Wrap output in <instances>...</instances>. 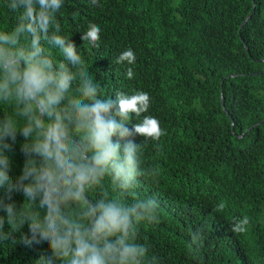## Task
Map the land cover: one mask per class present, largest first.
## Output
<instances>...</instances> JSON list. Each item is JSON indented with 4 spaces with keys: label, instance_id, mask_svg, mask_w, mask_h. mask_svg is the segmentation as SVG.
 Listing matches in <instances>:
<instances>
[{
    "label": "trees",
    "instance_id": "obj_1",
    "mask_svg": "<svg viewBox=\"0 0 264 264\" xmlns=\"http://www.w3.org/2000/svg\"><path fill=\"white\" fill-rule=\"evenodd\" d=\"M87 1L64 0L60 34L75 42L104 97L147 92L143 115L165 132L142 145V167L160 174L157 183L141 177L135 193L159 201L161 221L142 226L141 242L159 264H264V0H136L144 9L137 17L128 16L127 0ZM8 3L0 0V31H10L20 14ZM90 23L101 29L98 47L80 39ZM128 48L135 64L115 63ZM51 51L60 58L58 49ZM9 155L10 175H18L19 146ZM245 215L247 231L232 232L233 218ZM198 227L205 239L194 256L189 231ZM24 233L26 226L0 241V264H39L50 255L42 243L26 246Z\"/></svg>",
    "mask_w": 264,
    "mask_h": 264
},
{
    "label": "clouds",
    "instance_id": "obj_2",
    "mask_svg": "<svg viewBox=\"0 0 264 264\" xmlns=\"http://www.w3.org/2000/svg\"><path fill=\"white\" fill-rule=\"evenodd\" d=\"M127 1L128 16L143 14L136 0ZM89 3L99 6V0ZM7 6L20 14L10 31H0V106L9 109L0 114V189L6 192L0 241L26 226L24 244L50 250L39 264H159L151 245L141 242L142 226L161 221L159 201L135 193L141 177L157 183L160 174L140 159L143 144L165 135L155 117L143 115L149 94L102 95L75 42L60 34L64 0H9ZM100 32L90 23L80 39L98 47ZM51 49L59 50V59ZM135 62L131 48L115 61ZM133 76L129 67L126 77ZM17 145L23 165L13 176L9 154ZM249 224L246 215L233 218L230 230L241 234ZM189 237L195 256L205 229L190 230Z\"/></svg>",
    "mask_w": 264,
    "mask_h": 264
},
{
    "label": "water",
    "instance_id": "obj_3",
    "mask_svg": "<svg viewBox=\"0 0 264 264\" xmlns=\"http://www.w3.org/2000/svg\"><path fill=\"white\" fill-rule=\"evenodd\" d=\"M249 18L246 19V21L244 22V24H242L241 28H240V33H241V30L242 28L244 27V25L248 22ZM248 50V49H247ZM221 102H222V106H223V99H221ZM224 110V108H223ZM262 123H259L258 125H261ZM254 128V127H253Z\"/></svg>",
    "mask_w": 264,
    "mask_h": 264
}]
</instances>
